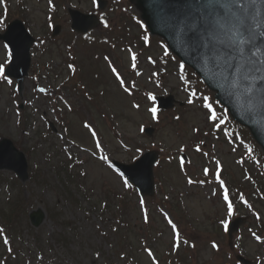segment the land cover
<instances>
[{"label": "rangeland", "instance_id": "374dc122", "mask_svg": "<svg viewBox=\"0 0 264 264\" xmlns=\"http://www.w3.org/2000/svg\"><path fill=\"white\" fill-rule=\"evenodd\" d=\"M71 1V4L61 1L63 6L60 4L58 13L63 25L61 24L60 32L54 38L56 40L53 39L47 42L48 49L51 50L52 54L48 53L49 57L46 58L42 55L39 47H34L32 53L33 71L35 73L37 72V68L45 62H54V66H57V69L61 71L59 78L54 79L52 76L43 78V71L39 80L40 84L35 85L31 77L26 76L22 96L14 94L16 83L13 82L12 85H8L4 81L3 83L0 82V137L7 136L14 141L21 139L23 146L26 145L27 147L37 143V150L32 154L31 161L33 162H30V164L36 165L38 167L37 172L39 173L36 180L18 181V183L14 180L13 173L8 170H0V211L8 208V206H15L18 199L17 194L20 193L28 200L30 210L40 206L47 213L46 220L38 227L31 226L29 221H21L20 226H18L20 230L19 236L13 233V240L11 241L14 250L13 254L10 255L7 252L2 240H0V259L6 260L9 264H128L121 259L118 253L117 241L112 232L113 226L111 221L113 220V214L111 212L115 204L111 202L110 193L113 191L119 194L122 193L125 196L126 204L121 207V211L126 222L130 223L129 229L131 235L145 229H151L154 233L159 230L160 233L154 234L155 237L153 238L148 239V235L145 234L147 239L143 241L146 242L145 245L147 246L154 247L153 244L156 246V249L153 250L156 259L161 264H164L161 257L163 251L167 252L169 250L171 254L175 251L172 250L171 240L173 241V239L171 228L168 224L163 223V213L158 211L155 204L157 200L151 201L153 204L149 210L150 223L145 224L141 213H139L138 201H136L134 191L124 189L122 178L109 168L106 163L94 158L90 151L79 149L89 145L92 150H98L92 147L91 137L78 122L80 118L84 119L86 117V113L82 111L85 102H82L79 98L76 100V96L73 94L74 91H67L66 86H62L60 82L62 81V84L65 82V76H67L68 80H80L79 72L81 69L91 79L93 86L98 82L103 86L101 79L97 78L95 73L103 74V78L107 76L109 79H111V75L106 61H102L103 56L98 57V52L100 53L102 49L101 46L98 47L97 39L94 42L95 45H88L80 39L72 47L66 46L65 42L69 41L72 36L69 16L66 13L67 6L80 9L84 12L86 10L90 11V7L92 6V2L89 0ZM14 2L15 0L12 1V3ZM26 3L28 5L27 15H29L30 24L34 32H42V24L44 23L45 11L47 9L46 0H26ZM102 11L103 13H107V20L110 25H114L112 34L110 35L114 34L113 40H120L119 42L122 44L123 40L124 44L134 45L138 35L141 33L137 24L132 21L138 12L134 6L127 0H108L107 6ZM130 24H132L131 26L134 31L130 30ZM101 30V26L97 27L92 31V36L98 37V33ZM162 52L163 49L160 46L143 49L142 55L144 56L137 64L139 68L136 69V71L141 73L139 76L131 68L130 55L126 51L121 52L120 49H114L112 52L111 57L114 59V66L120 72L125 82L129 80L131 84L133 81L135 82V87L138 89L137 97L141 100V103L139 108L133 107L132 98L125 95L126 93L119 88L117 82L112 81L109 84L108 102L117 113L119 121L115 125L108 123L104 118H99L98 121L101 132L106 138V146L110 149V152L107 153L109 159L115 158L126 162L132 156L138 155L135 149L138 143L143 142V145L147 147L151 146V141L140 132L143 124L155 126L156 135L153 141L162 144L171 151H178L181 146H185V144H180V141L176 139V135H169V132H174L175 129L168 125V121L164 118V115H160V118H156L155 120L150 116V111H148L150 105L146 103L142 95L143 93L149 94L151 92L161 94L167 91L173 94L177 90L176 85L180 84L179 76L174 71L176 70V66H172L170 72L164 73L163 66L158 67L156 64L149 62L148 57L155 59ZM4 53L2 49L0 51V63L4 58ZM71 56L76 60L72 61ZM69 63H73L77 69L74 78L71 77L72 73L67 67ZM153 72H158V75L162 76L164 79L163 84L159 85L157 77L152 76ZM40 87H44L48 91L46 93L34 91V89ZM53 90H58L61 93L60 96L63 95V98L67 99L68 103L73 104L74 107H79L80 112L68 115L72 123L68 133L77 139L81 147H72L71 136L69 137L64 131L63 124L58 126L59 118H63L64 116V108L61 105L59 106L60 102H55L50 96L45 97L44 95L54 93ZM177 93L179 94V99L186 100L180 88L177 90ZM21 105L23 106L25 116L23 128L20 127L22 116L20 114L17 115L19 113V106ZM53 108L56 109L55 112L52 111ZM181 113L183 120L181 119L179 123L182 124L180 132L184 136L190 133L188 131L194 127L202 129L206 126L204 114L201 109L194 105L187 106L185 111ZM50 122L54 124L56 131H54V134H44L47 132L45 130H47V124ZM118 130L122 135H117ZM205 133L203 134L206 137L204 140V144H207L206 151H211L222 158L223 164H225L223 174L231 170L240 179L243 176V170L239 165L234 163V159L237 156L236 153L230 151L229 147H226L222 141L215 139L213 135L209 133L205 135ZM61 136L64 139H60ZM118 138L123 140L129 147V150L121 146ZM186 139L187 136L184 142H186ZM52 145L57 146V148L60 147L63 152H65V148L70 153H74L75 151L79 155L80 161H83V164H81L82 169L78 168L76 172L78 176L77 181L80 186L76 183L73 184L69 188L70 192L66 191L68 189L64 186L65 182H61L64 179V172L59 174L56 171V166H54L57 158L47 152L49 150L48 147H52ZM213 145H215L214 148ZM157 146L159 147L160 145ZM186 151L196 155L191 152V148L189 147H186ZM44 153L48 154L51 161L47 160V156H43ZM60 156L63 157L66 154L61 153ZM197 157L200 158V163L193 156L192 164L187 165L189 172L193 175L200 173L201 166L205 162L203 156L198 155ZM79 171L85 172L86 175H80ZM228 173L231 174L230 171ZM165 176L170 179V183L172 181L182 190L185 196V198L183 197L184 209L194 221L207 225V214L210 217L213 214H218L219 218H223L224 211L222 204L218 199L211 196V188L200 185H186L183 180L184 177L175 168L170 175L166 172ZM213 186L216 187V185ZM83 191L86 192L84 200H82ZM78 201L80 202L77 203ZM105 204L107 205L106 207L103 206ZM182 222L183 227L179 228L181 238L182 240L187 239L189 241L188 245H183L184 247L181 245L178 250V252L183 253L185 258H187V262L184 264H229L227 254H225L228 248L223 239H209L212 234L197 231L191 227L187 228L186 220ZM97 225L100 227L97 228ZM247 225L248 230H257V221L255 219L250 218ZM102 232L106 233V235H101ZM207 239L209 241L214 240L217 243L219 251L224 254L223 259L217 254V251L212 249L209 241V245L206 243ZM241 242H243L244 247L247 248L251 256L257 257L258 253H261V245L254 238L249 237L247 233L244 232ZM192 244L195 245L194 248L191 247ZM97 251L101 254L99 259L95 257ZM138 258L139 264H151V260L145 251H140Z\"/></svg>", "mask_w": 264, "mask_h": 264}, {"label": "snow or ice", "instance_id": "6c2138e0", "mask_svg": "<svg viewBox=\"0 0 264 264\" xmlns=\"http://www.w3.org/2000/svg\"><path fill=\"white\" fill-rule=\"evenodd\" d=\"M92 5L96 9L101 8V4L98 0H91ZM178 5L174 11L171 12L169 30L173 43L171 45L163 46L164 57H170L169 47L178 46L181 51L185 52L188 57L195 62V64L202 70L204 75L210 81H214L220 89L229 97L234 98L238 104L249 113H253L254 110L260 107H264V0H174ZM5 0H0V4H4ZM49 11L55 12L56 5L53 0H48ZM5 11L7 9L5 8ZM100 22L102 26L109 28V22L105 18V14L100 12ZM51 28L52 16L47 17ZM5 21L3 17H0V25H4ZM143 28V25H141ZM145 45L149 44V37L145 34L141 37ZM44 43L43 40L40 41ZM107 43V40H105ZM7 51V57L3 63H0V80H3L8 85H12L13 81L8 78L6 73V65L12 60L14 53L9 49L8 44L3 45ZM115 48V45H112ZM127 51L131 54V68L135 71L137 76L141 75L137 69V54L128 48ZM105 61H108V67L115 77V80L119 83L120 88L127 94H132V88L135 87L133 81L131 86H127L125 80L121 76L117 68L110 62L109 57H104ZM150 63L155 64L156 60L152 57H148ZM72 75L76 74V67L73 63L67 65ZM184 64H179L178 68L181 72L184 70ZM158 73L153 72L152 76H157ZM179 79L187 84V80L184 75H180ZM39 93H46L48 90L44 87L34 89ZM187 103L189 105H195L199 99L201 106L206 110V120L210 123L213 130L224 132L225 136L231 134L225 132L223 125L226 123L223 115L217 113V109L214 107L213 101L210 97L199 95L197 90H187ZM87 95V93H85ZM91 99V97H88ZM63 101L64 105L69 111L72 110L71 104L68 103L62 96L59 98ZM148 99L155 100V96L151 93L148 94ZM133 107L139 108V105H133ZM52 111H56L55 108ZM62 111V109H61ZM153 119L157 118V108L152 107L149 109ZM226 110H221L224 112ZM19 115V113H17ZM179 119V117H177ZM19 123V121H17ZM83 127L88 129L92 137H97L96 131L92 125L88 122H84ZM67 132V129H64ZM141 131H144L141 127ZM199 128H194L193 132L199 133ZM208 135V133H205ZM219 138V137H217ZM60 139H64L63 136ZM230 144L234 141L230 139ZM203 141L195 143V152L201 153L204 157H209L210 163H214V167H203L202 173L205 179L194 180L191 176L187 175L185 171V157H179V168L186 177V183L189 186L216 183L217 188L211 190L212 196H219L225 207V218L219 221L225 232L229 231V220L227 217H231L234 214L235 206L233 200L230 198V190L226 181L222 178L223 165L221 160L216 158L214 154L204 152L202 150ZM95 147L101 148V142L99 139H95ZM215 145H213V148ZM68 151L67 148L64 149ZM185 146H181L178 151L185 152ZM139 151V149H137ZM232 151H236L232 148ZM249 156H251L253 149L247 148ZM96 155L95 152L92 153ZM71 154L69 153V160H71ZM99 159L108 165L114 172H116L122 178V184L125 188L131 189L132 185L127 179H123L124 173L119 169L114 168L112 162L107 155L99 156ZM171 159V158H170ZM83 164V161H78ZM190 163V161H189ZM238 164L244 163L243 158L236 161ZM80 175H86L85 172H81ZM245 179L250 180L251 177L245 174ZM239 199L249 208L252 206L248 204L243 195ZM142 211V218L145 224L150 223V217L145 206V201L141 198L139 201ZM106 207L107 205H103ZM166 223L171 228L172 233V250L177 251L182 244L188 245L187 239L181 238V232L179 231L177 224L173 222V219L169 217L167 212H163ZM256 218L260 219L259 214H256ZM100 226L97 225V228ZM113 231L117 229L113 228ZM251 231V230H250ZM253 238L258 243H264V239L255 232L251 233ZM106 235V233H101ZM0 240H2L7 252L13 254V248L11 247V241L6 235V230L0 227ZM191 247H195L194 244ZM212 249L219 251V246L215 241L211 244ZM144 251L151 260V264H159L153 250L150 247H145ZM100 252L95 253L96 259L100 258ZM42 258V257H41ZM123 259V256L121 257ZM0 264H7L3 259H0Z\"/></svg>", "mask_w": 264, "mask_h": 264}, {"label": "water", "instance_id": "95a60500", "mask_svg": "<svg viewBox=\"0 0 264 264\" xmlns=\"http://www.w3.org/2000/svg\"><path fill=\"white\" fill-rule=\"evenodd\" d=\"M158 6H160V9H162V11L165 12L164 14L167 16V18L163 20L164 23L161 26L162 27L161 29L169 33L168 36L170 38L168 37V39L172 40L170 30H169L170 17H171V12L174 11L175 8L178 7V5L174 2V0H165L159 3ZM143 10H144V14H143L144 17L150 20L151 13L147 9H145L144 6H143ZM157 27H158V24H157ZM175 50L176 52L180 53L193 66H195L201 72L202 75H204L202 70L195 64L193 60H191L190 57L187 56L185 52L181 51L178 46L175 47ZM204 77L206 78L205 75ZM207 80L210 82V84H215L214 81H210L209 79ZM0 168H10L14 170L17 174H19L21 179L24 180L27 178V172H26L27 163L25 161L23 152L16 150L12 144V141L7 138L1 139L0 141ZM36 215L37 216L39 215V217H42V214L40 213V211H38Z\"/></svg>", "mask_w": 264, "mask_h": 264}]
</instances>
